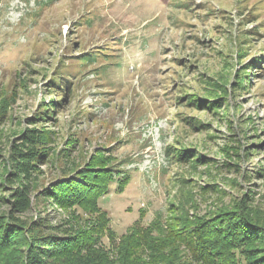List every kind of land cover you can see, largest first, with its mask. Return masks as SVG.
Returning <instances> with one entry per match:
<instances>
[{
  "label": "rangeland",
  "instance_id": "1",
  "mask_svg": "<svg viewBox=\"0 0 264 264\" xmlns=\"http://www.w3.org/2000/svg\"><path fill=\"white\" fill-rule=\"evenodd\" d=\"M109 167L123 188L76 200ZM239 217L264 228V0H0L7 248Z\"/></svg>",
  "mask_w": 264,
  "mask_h": 264
},
{
  "label": "trees",
  "instance_id": "2",
  "mask_svg": "<svg viewBox=\"0 0 264 264\" xmlns=\"http://www.w3.org/2000/svg\"><path fill=\"white\" fill-rule=\"evenodd\" d=\"M85 60L92 63L95 57L90 54ZM189 158L190 155L182 152L179 157L185 161ZM120 172L109 167L106 174L98 175L95 180L88 177L82 181L72 179L78 184L76 200L99 207L100 197L109 193L114 180L118 181L119 189L123 188L127 178L119 176ZM251 224L242 217L229 222L209 219L190 225L186 224L185 218L175 224L155 221L147 226L134 225L118 237L111 232L114 239L110 246L99 240L100 231L84 230L67 238L40 240L43 250L35 253L33 263L264 264V228ZM16 233L17 227L6 221L0 222V264H27L26 258L19 254L20 249L7 248L14 244ZM257 241L263 244L255 245ZM41 248L37 246L38 250Z\"/></svg>",
  "mask_w": 264,
  "mask_h": 264
}]
</instances>
